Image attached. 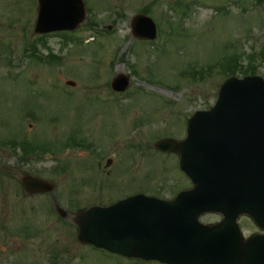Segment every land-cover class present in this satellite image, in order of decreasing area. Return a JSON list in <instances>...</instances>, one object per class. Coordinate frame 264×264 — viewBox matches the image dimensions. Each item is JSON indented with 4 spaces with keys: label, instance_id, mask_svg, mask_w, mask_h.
<instances>
[{
    "label": "rangeland",
    "instance_id": "1",
    "mask_svg": "<svg viewBox=\"0 0 264 264\" xmlns=\"http://www.w3.org/2000/svg\"><path fill=\"white\" fill-rule=\"evenodd\" d=\"M37 1L0 0V264H160L79 244L76 227L51 211L53 197L26 195L20 179L53 182L70 212L187 190L178 158L153 145L184 137L187 119L214 105L226 80L222 59L248 67L264 50V0H85L92 14L70 35L74 43L60 35L37 41ZM145 9L160 25L156 42L130 39L131 21ZM25 28L37 52L57 62L32 57L8 67L22 54ZM258 66L264 78V64ZM122 74L131 86L118 96L110 84ZM24 139L35 150L12 141ZM75 141L90 147L76 149ZM242 227L246 235L257 230L246 219Z\"/></svg>",
    "mask_w": 264,
    "mask_h": 264
},
{
    "label": "water",
    "instance_id": "2",
    "mask_svg": "<svg viewBox=\"0 0 264 264\" xmlns=\"http://www.w3.org/2000/svg\"><path fill=\"white\" fill-rule=\"evenodd\" d=\"M85 19L82 0H39L35 32L73 31ZM131 27L137 37L155 38L156 26L144 15L136 16ZM128 87L126 76L112 83L117 92ZM156 148L179 153L180 168L193 188L171 202L138 196L80 211L73 218L78 241L167 264H264V235L245 239L236 223L246 213L264 230V208L258 209V202L264 203V81L228 80L216 106L189 121L184 142L165 140ZM22 183L30 194L54 190L51 183L31 176ZM207 212H221L225 218L205 226L199 219Z\"/></svg>",
    "mask_w": 264,
    "mask_h": 264
},
{
    "label": "trees",
    "instance_id": "3",
    "mask_svg": "<svg viewBox=\"0 0 264 264\" xmlns=\"http://www.w3.org/2000/svg\"><path fill=\"white\" fill-rule=\"evenodd\" d=\"M258 55L260 57H262V60L264 61V50L260 51V53H258ZM240 72L242 75H252V74L254 75L256 73V69L253 65H249L248 68L241 67Z\"/></svg>",
    "mask_w": 264,
    "mask_h": 264
},
{
    "label": "flooded vegetation",
    "instance_id": "4",
    "mask_svg": "<svg viewBox=\"0 0 264 264\" xmlns=\"http://www.w3.org/2000/svg\"><path fill=\"white\" fill-rule=\"evenodd\" d=\"M243 219H245V218H243Z\"/></svg>",
    "mask_w": 264,
    "mask_h": 264
}]
</instances>
